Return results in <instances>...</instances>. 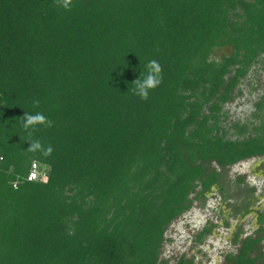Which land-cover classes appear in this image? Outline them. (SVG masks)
Returning <instances> with one entry per match:
<instances>
[{"label":"trees","instance_id":"obj_1","mask_svg":"<svg viewBox=\"0 0 264 264\" xmlns=\"http://www.w3.org/2000/svg\"><path fill=\"white\" fill-rule=\"evenodd\" d=\"M263 53L264 0H0V264H160L169 224L220 187L212 164L264 155V91L235 139L222 125ZM150 60L145 101L131 83ZM24 112L52 127L26 131ZM263 238L230 264L264 261Z\"/></svg>","mask_w":264,"mask_h":264},{"label":"rangeland","instance_id":"obj_2","mask_svg":"<svg viewBox=\"0 0 264 264\" xmlns=\"http://www.w3.org/2000/svg\"><path fill=\"white\" fill-rule=\"evenodd\" d=\"M230 52V47L220 48L213 56L219 60L221 55L225 53L229 54ZM263 82L264 53L260 55V60L251 66L249 74L239 85L241 92L237 94L233 100L224 105L223 111L226 113V119L223 121L222 125L225 129L231 131V133L226 136L227 138L235 139L238 136L235 134L236 129L231 127L233 123H249L254 119L253 113L256 110L254 102L259 99L264 91ZM212 166L216 167L221 173V183L225 192L227 194L230 192L231 194V201L228 200L236 203L235 199L239 193L247 191V186L245 184H243L242 187V185L238 183L239 175L246 173L245 170L250 174L255 170L264 169V155L246 158L224 168L216 163H213ZM38 169L39 166L33 163L32 170H36L39 176ZM246 179L250 185H254L258 188L256 194L260 196V203L264 205L263 177H255L252 174ZM215 187L216 186L213 187V191L207 193L206 197L197 198L192 204V209L184 212L169 224L165 232V239L160 254V264H176L178 259L182 256L187 259L192 258L194 264H230V261L228 259L225 260L223 256L225 252L235 257L241 253L243 240L248 235H252L253 237L261 234L264 235V231H255L252 215H248L240 220L236 217L235 212L232 213L226 224L221 223L223 220L218 209L220 205L224 203V194ZM197 189H200V186ZM191 197L194 198L195 193L191 194ZM225 208L227 212L232 206L226 204ZM207 225L211 227L214 225L212 232L207 234L203 241L198 242L196 240L197 232L200 233L203 231L204 227ZM259 246L258 250L250 253L252 258L256 257L259 259V257L262 256L261 253L264 252V239ZM258 261L259 260H257V263ZM263 262L264 261H260L259 264Z\"/></svg>","mask_w":264,"mask_h":264},{"label":"clouds","instance_id":"obj_3","mask_svg":"<svg viewBox=\"0 0 264 264\" xmlns=\"http://www.w3.org/2000/svg\"><path fill=\"white\" fill-rule=\"evenodd\" d=\"M59 6L63 7L65 10H70L72 7V0H58ZM162 83V67L156 60H150L146 65V72L142 71L139 78L135 79L131 84L134 87L131 91L141 100H147L149 98L150 90H154ZM33 106H39V100L33 101ZM23 122V128L27 131L32 129L33 131L38 125H43L46 127H52V121L49 120L43 113H29L24 112L22 117H18ZM29 137L32 135V131L28 132ZM30 146L26 150L27 152L35 153L40 152V154L47 158L53 153V147L51 145H43L39 140H31Z\"/></svg>","mask_w":264,"mask_h":264},{"label":"flooded vegetation","instance_id":"obj_4","mask_svg":"<svg viewBox=\"0 0 264 264\" xmlns=\"http://www.w3.org/2000/svg\"><path fill=\"white\" fill-rule=\"evenodd\" d=\"M218 189L223 194L225 193V190H224L222 185H220V187H218ZM244 200H247V201H244ZM244 200L241 199L240 201H237L235 204V207L233 206L227 213H225L226 220H229L232 213H235V212H236L235 213L236 217L239 218L240 220L244 219L248 215H252L253 219H255V221L258 225V227H255V231L257 229L259 230L258 232L264 231V228H262L264 226V223L263 224L260 223L261 217H264V205H262L261 203H258L257 201H251L250 199H244ZM221 218L223 219V222H221V223H225L224 222V221H226V220H224L225 218L224 217H221ZM261 235H263V234H261ZM249 236H251V235H249ZM249 236H247V237H249ZM258 236H260V235H258ZM258 236H256V237H258ZM230 255L231 254H229L228 252H225V254L223 256L226 260V259H228V257Z\"/></svg>","mask_w":264,"mask_h":264},{"label":"crops","instance_id":"obj_5","mask_svg":"<svg viewBox=\"0 0 264 264\" xmlns=\"http://www.w3.org/2000/svg\"><path fill=\"white\" fill-rule=\"evenodd\" d=\"M246 168V167H245ZM245 172L246 173H243L242 175H239V177H238V183L239 184H241L242 185V187H243V184H245L246 186H247V189L246 188H244V189H246L247 191L246 192H243V193H239V195L237 196V198L235 199L236 200V202L237 201H240L241 199H250L251 201H257L258 203H260V196L259 195H257L256 194V191H257V187L256 186H254V185H250V183L249 182H247L246 180V178L247 177H250L252 174H253V176H255V177H257V176H260V177H263V179H264V169H262V170H255V171H253V173H250V174H248V171H246L245 170ZM250 172V171H249ZM247 182V183H246ZM221 185H222V183H221ZM217 188H218V186H216ZM215 187V188H216ZM212 191H213V189H212ZM264 192V191H263ZM225 194L228 196V198L227 199H225L224 197L225 196H223V204L222 205H220V208L218 209L219 211L218 212H220V215H221V217H224L225 219L224 220H226V217H225V213H227L226 212V208H225V205L226 204H228V205H230V206H234L235 207V204L236 203H234V202H230L231 201V194H230V192L227 194L226 192H225ZM195 195H196V193H195ZM206 197V196H205ZM230 201H229V200ZM244 201H247V200H244ZM230 202V203H229ZM225 204V205H224ZM262 204V203H261ZM193 207V206H192ZM192 207L190 208V209H192ZM231 209V208H230ZM189 211V210H188ZM223 220V219H222ZM228 220H226V221H224L225 222V224H226V222H227ZM253 223H254V225H255V227H258V225H257V223H256V221H255V219H253ZM262 228H264V226L262 227ZM261 228V229H262ZM257 231H259L258 229H257ZM199 232H197V234H198ZM249 236V235H248Z\"/></svg>","mask_w":264,"mask_h":264},{"label":"built area","instance_id":"obj_6","mask_svg":"<svg viewBox=\"0 0 264 264\" xmlns=\"http://www.w3.org/2000/svg\"><path fill=\"white\" fill-rule=\"evenodd\" d=\"M35 177H36L35 172H31V173H30V176H29V179H31V178H35Z\"/></svg>","mask_w":264,"mask_h":264}]
</instances>
